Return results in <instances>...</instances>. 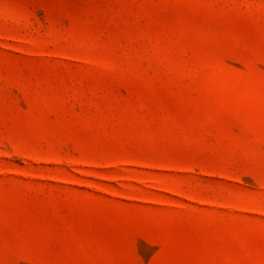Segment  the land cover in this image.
<instances>
[{
	"label": "rangeland",
	"instance_id": "1",
	"mask_svg": "<svg viewBox=\"0 0 264 264\" xmlns=\"http://www.w3.org/2000/svg\"><path fill=\"white\" fill-rule=\"evenodd\" d=\"M0 264H264V0H0Z\"/></svg>",
	"mask_w": 264,
	"mask_h": 264
}]
</instances>
